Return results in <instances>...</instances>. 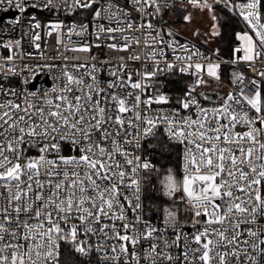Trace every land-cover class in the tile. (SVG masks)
Wrapping results in <instances>:
<instances>
[{
	"label": "snow or ice",
	"instance_id": "snow-or-ice-1",
	"mask_svg": "<svg viewBox=\"0 0 264 264\" xmlns=\"http://www.w3.org/2000/svg\"><path fill=\"white\" fill-rule=\"evenodd\" d=\"M96 3L73 0L76 8H95L92 35L96 43L65 49V64L55 78L62 82L50 89L51 94L5 83L8 74H16L13 67H6L14 60V52L0 63V264H76L78 256L92 254L99 257L96 264H264V90L253 79L248 92H229L212 109L201 106L192 95L195 86L206 83L204 74L219 80L220 64L186 45L178 46L184 55L176 54L169 41L173 58L182 62L179 71L195 76V86L177 98L173 114L150 116L152 105L170 102L158 74L177 65L168 62L163 47H156L165 44L163 25L157 29L146 18L163 20L164 10L172 4L169 0H105L106 7H95ZM186 4L213 13L214 22L219 19L215 6L238 9L255 35L236 33L242 43L233 50L232 63L249 62L251 68L254 61L264 59V0H186ZM52 7L53 0H0V10L14 8L19 13L12 24H20L29 9ZM183 19L190 21L191 16ZM27 26L39 49L35 42L41 36L35 30L47 29L51 35L63 24L45 25L32 15ZM88 29V23L73 24L68 34L83 35ZM211 35H220L216 23ZM104 40L114 42L102 45ZM56 42L62 40L57 37ZM15 45L19 47L20 41ZM93 46L109 50L108 61L100 67L72 62L66 54L89 53ZM141 46L142 54L136 53ZM3 47L11 50L13 45ZM114 52L131 54L120 56L121 63L114 65ZM240 52L242 56L235 55ZM142 58L152 62L150 70L146 63L143 72L126 71L129 61ZM194 59L207 62L202 65ZM39 67L44 71L58 65ZM103 67L109 68V78L102 81L98 73ZM257 74L264 77V70ZM233 77V84L245 82L239 73ZM147 89L154 94L144 98ZM192 108L195 113L180 114V109ZM250 110L255 114L250 116ZM160 123L168 125L169 141L183 145L182 176L177 179L169 169L164 194L174 201L180 194L179 203L187 206L191 218L192 230L185 232L179 207L165 209L166 228L170 225L175 235L171 244L160 228L144 219L141 192L146 176L142 173L154 170V165L134 154L142 140L155 137ZM238 125L247 130L236 131ZM133 143L135 148L129 151L126 146ZM93 236L98 243H93ZM153 239H163L169 251ZM64 245L68 249L62 253ZM174 248L180 249L175 256L170 254Z\"/></svg>",
	"mask_w": 264,
	"mask_h": 264
},
{
	"label": "built area",
	"instance_id": "built-area-1",
	"mask_svg": "<svg viewBox=\"0 0 264 264\" xmlns=\"http://www.w3.org/2000/svg\"><path fill=\"white\" fill-rule=\"evenodd\" d=\"M40 3H44L45 0H39ZM123 2V0H121ZM211 2V0H210ZM237 2H243V0L237 1ZM169 3L172 4V7L175 5H185L186 0H169ZM53 4L55 7H52L50 9L46 8H38L35 10L29 9L28 16L20 23V24H12L11 21L14 20L19 13L14 8H9L7 11L0 10V63H4L3 57H7L8 55L15 53L14 60L10 62L6 67H13L15 71V75L8 74V80L5 81V83L9 84L11 87H18L23 91H35L40 94H43L45 91H49L52 87H54L57 83H61L62 81H57L55 78L60 74L65 61L62 59V54H65V49L68 48H75L80 47L86 44H92L94 45L96 43L94 35H92L93 32V24L95 22L92 21V12L95 11V8H93L91 11L87 9H80L76 8L73 5V0H53ZM223 6V4H221ZM106 7L105 0H97V3L95 7ZM3 7L7 8V5H4ZM224 7V6H223ZM227 11L236 17L241 26L243 32L248 31L249 35L254 36L255 34L251 32L250 29L246 27V22L243 21L242 17L239 15L238 9H228ZM32 15H35L36 18L42 23V24H49V23H56V22H62L63 27L59 32H54L51 35L47 34V29H40L35 30L40 32L41 39L39 41H36L35 43H39L40 48L37 49L34 46V42L32 40V30L28 28V21L31 18ZM133 18L136 20L137 23L140 22L138 14L133 11L132 12ZM150 20L152 23L155 24L157 29L161 28V25H163V28L161 30V35L163 36V39L165 41L164 45L157 44L156 47L160 48L163 47L165 51V55L167 57L168 62L174 63L177 65L176 69L171 71H165L158 74L159 82L163 85L162 91L163 93L167 94L169 96V89L170 84L169 81L171 80L172 75H181L188 78L189 82L187 84V88L182 93L183 94L188 90L190 86H195V80L196 77L193 75H190L189 73H181L179 71V67L181 66L182 62L176 61L173 56V50L172 48L167 47V42L171 41L173 42V46L176 47V54L184 55V53L181 51V49L178 47L179 45H186L189 46L190 49H195L203 57H207L208 60L212 63H218L221 65H229L233 72L229 74L227 77H224L220 75L219 71L218 74L220 76L219 80H215L211 77H208L206 74H204V79L206 83L201 84L199 86H195V91L192 93L193 97H195L201 106L212 109L213 107H217L220 105L222 98H226L227 93L233 92L235 94H239L241 89H243L245 92H248L250 89H252V84L250 83L251 80L255 79L258 83L259 88L261 89V85L264 84V77H261L257 74L258 71L264 70L261 66L264 65V59H257L253 62V67H249V62L240 61L239 63H232L234 59L233 50L241 45V41L235 42L230 49L229 55H223L211 46H209L206 43L201 42L195 37L183 34L173 23L167 21L165 18L161 20L159 17H156L155 19H152L151 17L146 18V22ZM100 23H106V21H99ZM81 23H88L89 29L88 33L83 35H76L75 32H73L71 35L68 34V28L69 26L76 24L79 25ZM76 31H79V28L76 29ZM171 33V35H169ZM131 35V33H129ZM136 35H140V33H136ZM153 35H155V32H153ZM57 37H59L62 40V43L57 44ZM19 40L20 46L17 47L15 45V42ZM13 45L12 49H6L3 47L4 44L10 43ZM114 41L110 40H104L101 41L102 45H106L107 43H112ZM122 42V41H121ZM31 55H26V54ZM136 53L142 54V46L136 48ZM70 60L72 62H80L83 63L87 61L88 65L91 66V64L95 63L98 67L104 65L109 58V50L106 48V46H102L100 48H96L95 46L92 47L91 52L89 53H83V52H67L66 53ZM131 53H111L112 64L118 65L121 63L119 57L120 56H126ZM190 54V53H189ZM236 56H242L243 52L236 53ZM55 56V59H50L51 57ZM95 57L96 59L93 60L92 58ZM159 60L160 58L157 57ZM193 62H199L202 65L205 64L207 61L200 59L196 61L194 59ZM45 63H55L58 65V67L53 69L45 68L44 71H40V65H43ZM148 64L149 70L152 67L151 61H145L143 58L141 61L132 62L129 61V67L127 68L128 73L135 74L136 72H143L145 70V64ZM25 65H28L26 68ZM161 66H164V61L161 60ZM3 71V70H0ZM36 72L37 75L34 77L32 75V72ZM69 71H75V69L69 68ZM81 73H83L84 69L80 70ZM108 67H103V70L98 73L99 78L103 81L108 79ZM194 71V69L192 70ZM233 73H239L245 77V82L240 84H233L232 80L234 79ZM138 79V77H134ZM27 79L28 83L25 84L23 81ZM202 93H205L208 97H204ZM151 89H147L145 91L146 98L149 95H153ZM170 97V96H169ZM171 101V99H170ZM245 104V110H248L249 106ZM235 106V105H234ZM152 110L148 113L150 116H157L160 114H173L174 110L178 107L176 105H170V102L166 105H152ZM159 109H163V112H158ZM189 111L195 113L196 109L192 108L190 110H183L180 109V114L183 116H187L189 114ZM254 110L249 111V115H254ZM224 123H227L226 120L223 121ZM168 125L166 123H160L154 129L156 135L155 137H149L145 140L141 141V149L139 151H135V155H141L142 157L149 160L153 165L154 168L156 166L155 156L156 153L159 151V144L158 139L163 141H168L173 144H177L179 147V178L182 176V154H183V145L179 144L175 141H169L168 136L166 134V129ZM247 129L244 128L241 125H238L236 128V131H246ZM131 132L132 129H129ZM129 151H133L135 148V144L127 145L126 146ZM65 154H68L67 147L65 148ZM144 173H142L143 175ZM143 189H144V183L142 184V192H141V201L143 205V215L145 221L150 223L153 226H156L160 228L163 231V237L167 238L168 243L171 244L172 240L175 239V235L173 233L172 227L169 225L166 228L165 224V218L159 217V216H151L147 217L145 215L144 210V204H143ZM131 195V193H129ZM186 206V205H185ZM187 208V206L185 207ZM186 210V209H185ZM131 213H129V216L131 218ZM180 224L183 227L185 232L191 231V218L190 215L187 212V217L180 218ZM264 223V221H262ZM256 227V226H253ZM166 228V230H165ZM93 243H98L97 238L95 236L92 237ZM151 242L153 243H160L161 249L164 251H169L168 249L164 248L163 245V239H153ZM110 246V245H109ZM145 248L148 247V244L144 245ZM180 251L179 248H174L170 250V254L175 256ZM251 252L252 250L249 249ZM61 252L63 253V250L61 248ZM101 255H104L102 252ZM91 259L93 261V264H96V261L99 259L98 256L95 254H92L89 257H77L76 264H81V261H84L85 264L87 260Z\"/></svg>",
	"mask_w": 264,
	"mask_h": 264
},
{
	"label": "trees",
	"instance_id": "trees-1",
	"mask_svg": "<svg viewBox=\"0 0 264 264\" xmlns=\"http://www.w3.org/2000/svg\"><path fill=\"white\" fill-rule=\"evenodd\" d=\"M240 0H232L237 2ZM169 10H172L173 16L169 18V22L178 24L182 21L184 16V6L175 5ZM193 11V10H192ZM215 13L219 15L217 20L218 31L220 35L209 38L212 45L207 41L206 44L217 50V52L223 55H229L231 46L237 42L236 32L242 30V26L239 20L231 15L226 8L222 5L215 6ZM220 75L227 77L233 72L229 65H221L218 69ZM189 80L185 76L172 75L169 81L170 89V105H177L176 101L178 97H181L184 90L187 88ZM261 90H264V84L261 85ZM159 151L156 153L155 161L156 166L154 170H151L148 174L147 180L144 181L143 189V204L145 215L147 217L159 216L165 217V209L171 208L173 211L177 207L180 209L179 219L187 217L186 206L179 203V198L168 197L164 194V182L166 176L169 174L168 170L172 169V172L176 178H179V147L177 144L170 143L158 139ZM68 249L67 245L62 246L63 253Z\"/></svg>",
	"mask_w": 264,
	"mask_h": 264
},
{
	"label": "rangeland",
	"instance_id": "rangeland-1",
	"mask_svg": "<svg viewBox=\"0 0 264 264\" xmlns=\"http://www.w3.org/2000/svg\"><path fill=\"white\" fill-rule=\"evenodd\" d=\"M184 6V16L185 15H190L191 20L190 21H185L183 19L184 16H182V21L179 22L178 24H174L183 34L192 36L197 38L203 43H206L209 38H212L213 36L211 35L212 31V24L216 23L217 30H218V25L217 21H212L211 16L213 13H209L206 10L201 11L199 9H193L190 5H181V7ZM193 10V11H192ZM173 16L172 10L166 9L163 12V18L166 20L170 17ZM167 20V21H168ZM211 45V41H208ZM150 172V171H149ZM149 172H144V176H146V180L148 177ZM179 179V178H177ZM145 180V181H146ZM180 194H177V197L179 198ZM165 218V217H164Z\"/></svg>",
	"mask_w": 264,
	"mask_h": 264
},
{
	"label": "crops",
	"instance_id": "crops-1",
	"mask_svg": "<svg viewBox=\"0 0 264 264\" xmlns=\"http://www.w3.org/2000/svg\"><path fill=\"white\" fill-rule=\"evenodd\" d=\"M236 33H241V34H243L244 32H243V31H237Z\"/></svg>",
	"mask_w": 264,
	"mask_h": 264
},
{
	"label": "water",
	"instance_id": "water-1",
	"mask_svg": "<svg viewBox=\"0 0 264 264\" xmlns=\"http://www.w3.org/2000/svg\"><path fill=\"white\" fill-rule=\"evenodd\" d=\"M202 95H203L204 97H208L205 93H202Z\"/></svg>",
	"mask_w": 264,
	"mask_h": 264
}]
</instances>
